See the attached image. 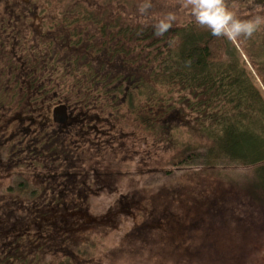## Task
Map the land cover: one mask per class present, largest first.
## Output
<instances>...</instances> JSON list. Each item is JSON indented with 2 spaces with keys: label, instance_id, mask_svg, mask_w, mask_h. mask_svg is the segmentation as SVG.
I'll return each mask as SVG.
<instances>
[{
  "label": "rangeland",
  "instance_id": "1",
  "mask_svg": "<svg viewBox=\"0 0 264 264\" xmlns=\"http://www.w3.org/2000/svg\"><path fill=\"white\" fill-rule=\"evenodd\" d=\"M51 1L0 0V246L6 248L17 238L22 245L43 244L35 249L57 256L67 249L76 264H264V195L249 170L177 168L169 177L156 179L152 171L171 164L177 145L166 146L147 136L131 119L128 124L113 118L87 120L84 112L68 104L69 119L58 124L53 110L63 102L49 105L30 98L28 71L44 80L41 70H32L37 49L53 41L58 55H63L57 41L63 30L55 12L63 1ZM103 1L110 12L129 21L160 22L171 16L170 24H181L193 17V0ZM220 3L240 23L231 39L251 65L249 43L264 41V5L246 0ZM114 18L117 15H109V20ZM226 27L231 30L232 21ZM38 82L45 96L46 88ZM64 88L62 82L54 90L59 99ZM181 120L183 127L176 135L188 137L191 129ZM49 135L59 138L53 141L71 157L68 173L83 168L91 181L96 170L101 186L106 184L110 193L90 201V213L98 216L64 206L51 208L52 217H41L49 211L44 208L48 200H28L10 192L16 182L48 173L43 159ZM84 188L97 190L88 184L74 186L67 197L75 200L63 205L80 207L75 193Z\"/></svg>",
  "mask_w": 264,
  "mask_h": 264
},
{
  "label": "trees",
  "instance_id": "2",
  "mask_svg": "<svg viewBox=\"0 0 264 264\" xmlns=\"http://www.w3.org/2000/svg\"><path fill=\"white\" fill-rule=\"evenodd\" d=\"M59 1L63 6L58 5L55 12L63 35L57 41L63 45V55H58L53 41L46 49H37L32 70H41L44 80L25 71L31 78L30 98H41L40 102L49 105L61 101L84 112L87 120L113 118L124 124L131 119L147 136L166 146L177 145L171 166L152 171L156 179L169 177L177 168L249 170L257 180L254 186L264 195V41L249 43L251 66L231 38L223 33L213 35L194 16L181 24L171 23L158 34L157 20L129 21L110 12L103 0ZM246 1L264 5V0ZM109 15L117 18L109 20ZM38 80L46 88L45 96L35 84ZM62 82L65 88L59 99L54 90ZM49 93L57 96H46ZM180 118L191 129L188 137L176 135L183 127ZM56 138L49 135L45 140L43 161L50 167L48 173L16 182L10 192L28 200H48L44 208L49 211L41 217H52L51 208L64 206L71 207V212L78 208L91 214V199L110 192L106 184L101 186L96 170L91 181L81 167L82 173H68L71 157L53 141ZM106 177L113 178L108 172ZM87 184L97 190L84 188L75 193L80 207L63 205L75 200V196L67 197L68 189L74 192V186ZM37 246L43 244L22 245L12 238L6 248L0 246V264H76L67 249L60 257Z\"/></svg>",
  "mask_w": 264,
  "mask_h": 264
},
{
  "label": "clouds",
  "instance_id": "3",
  "mask_svg": "<svg viewBox=\"0 0 264 264\" xmlns=\"http://www.w3.org/2000/svg\"><path fill=\"white\" fill-rule=\"evenodd\" d=\"M192 14L201 25H207L213 35L222 33L232 38L241 28L239 22L232 20L231 13L221 5L220 0H193ZM172 17L168 20H161L157 26V33L166 31ZM232 21V28L229 30L226 25Z\"/></svg>",
  "mask_w": 264,
  "mask_h": 264
},
{
  "label": "water",
  "instance_id": "4",
  "mask_svg": "<svg viewBox=\"0 0 264 264\" xmlns=\"http://www.w3.org/2000/svg\"><path fill=\"white\" fill-rule=\"evenodd\" d=\"M69 119L68 107L65 104L56 106L53 110V120L58 124H65Z\"/></svg>",
  "mask_w": 264,
  "mask_h": 264
}]
</instances>
